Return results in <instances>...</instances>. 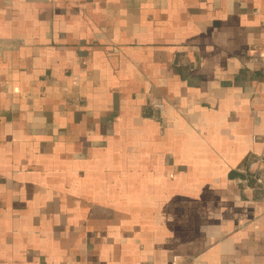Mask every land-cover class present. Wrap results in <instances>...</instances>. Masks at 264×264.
<instances>
[{
	"label": "crops",
	"instance_id": "0c3cea01",
	"mask_svg": "<svg viewBox=\"0 0 264 264\" xmlns=\"http://www.w3.org/2000/svg\"><path fill=\"white\" fill-rule=\"evenodd\" d=\"M264 0H0V264H264Z\"/></svg>",
	"mask_w": 264,
	"mask_h": 264
},
{
	"label": "built area",
	"instance_id": "2783aa9c",
	"mask_svg": "<svg viewBox=\"0 0 264 264\" xmlns=\"http://www.w3.org/2000/svg\"><path fill=\"white\" fill-rule=\"evenodd\" d=\"M264 144V136L262 138ZM247 179L253 184L254 189L264 202V158H259L250 163Z\"/></svg>",
	"mask_w": 264,
	"mask_h": 264
}]
</instances>
